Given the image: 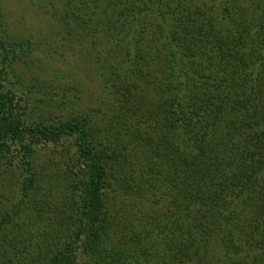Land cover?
Instances as JSON below:
<instances>
[{
    "label": "trees",
    "instance_id": "obj_1",
    "mask_svg": "<svg viewBox=\"0 0 264 264\" xmlns=\"http://www.w3.org/2000/svg\"><path fill=\"white\" fill-rule=\"evenodd\" d=\"M60 21L92 45H129L111 85L120 111L113 125L118 120L129 135L110 151L90 141L87 121L28 126L0 77V160L21 179L13 202L0 205V264H264V90L260 76L246 79L256 65L264 71V0H194L184 7L182 0H75ZM150 21L159 24L153 37L143 33ZM140 75L159 95L158 107H129L137 95L124 79ZM65 138L74 139L77 155L68 192L79 204L70 229L51 198L33 194L41 181L33 143ZM17 145L20 157L10 151ZM126 148L129 158L148 153L145 171L157 178L141 184L142 168L121 154ZM114 200L128 208L129 220L116 246ZM30 209L44 223L41 241L18 238L28 231L18 221ZM137 216L140 235L130 241L123 232L131 233ZM63 230L67 240L54 247ZM208 241L218 247L211 259ZM253 249L259 257L243 255Z\"/></svg>",
    "mask_w": 264,
    "mask_h": 264
},
{
    "label": "rangeland",
    "instance_id": "obj_2",
    "mask_svg": "<svg viewBox=\"0 0 264 264\" xmlns=\"http://www.w3.org/2000/svg\"><path fill=\"white\" fill-rule=\"evenodd\" d=\"M74 2L75 0H0V70H2L0 77L3 79V90L12 93L16 112L28 126L57 122L83 124L87 121L86 128L95 135V137L91 135L90 141L101 144V147L107 146L112 151L119 149L118 145L125 146L123 134L125 137L129 135L118 120L113 125L120 111L111 94V85L114 82L112 76L120 68L122 70L125 67L126 48L129 45L111 44L101 40L92 45L91 40L83 38L82 31L69 32V26H65L60 18L67 4ZM193 2L194 0H182L183 7ZM243 6L246 7V2H243ZM195 21L196 25H199L196 19ZM158 25L157 22L150 21L151 28L142 32L148 37L156 36L159 33ZM217 28L219 26H216ZM189 29L195 30L194 27ZM147 42L149 43V40ZM142 52L147 54V47H144ZM102 63L105 65L101 66ZM145 66L144 64L140 69L143 70ZM260 66H254L252 75L246 79L252 80L260 76L264 90V71H261ZM146 72L148 75L152 74L151 68L146 69ZM99 73H102V78H99ZM122 74L118 82L123 81ZM124 81L137 95L129 107L159 106V95L145 84L143 75L137 78L126 76ZM141 117L140 113L139 118ZM133 121L130 124H134ZM74 143V139L70 138H65L57 145L36 141L33 143L32 166L41 179L37 184L38 189H35L33 194L38 200H43L45 196L51 198V209L61 212L60 216L66 220L68 229L73 226L72 217L77 212L79 204V200L68 192L73 173L76 171L73 169L77 157ZM10 151L20 157L22 149L17 145L12 146ZM121 154L129 158L128 154L133 152L126 148ZM130 159L133 160L131 166L135 165L136 170L142 168L141 176L138 178L141 184L157 178L156 173L150 174L145 171V167L149 165L147 160L152 159L143 149L138 150L136 157ZM13 168L7 165L5 160H0V205L11 204L14 196L18 194L16 187L21 179ZM113 203L115 204L110 208V214L116 219L114 221L116 229L112 232L110 242L112 246H116L117 236H120L119 230L123 229L122 226H129V220L123 215L125 204L121 209L120 202L114 200ZM30 210L25 218L22 216L18 221L28 229L18 238L22 240L25 237L24 241H41L44 238L41 229L44 223L41 217ZM246 216L249 217V212L244 213L243 218ZM70 217L68 222L67 219ZM138 218V216L134 218L135 227L131 233L125 230L123 232L130 241H137L140 235V233L137 235L141 229H138ZM62 232H58L56 241H53L54 247H59L60 242L67 240L64 236L65 230ZM38 233L41 234L38 236ZM207 245L212 251L208 254V259H211L213 253L218 250L217 243L208 241ZM148 247L150 248V244ZM122 248H129L127 241H122ZM150 250L153 252L151 248ZM243 255L259 257L260 251L253 249ZM79 262L82 264L83 259Z\"/></svg>",
    "mask_w": 264,
    "mask_h": 264
}]
</instances>
